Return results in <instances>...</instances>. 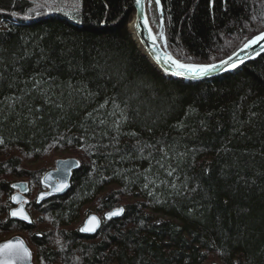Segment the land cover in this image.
Here are the masks:
<instances>
[{"label": "trees", "instance_id": "obj_1", "mask_svg": "<svg viewBox=\"0 0 264 264\" xmlns=\"http://www.w3.org/2000/svg\"><path fill=\"white\" fill-rule=\"evenodd\" d=\"M80 2L71 23L0 0V199L26 180L27 211L46 217L34 228L0 201V240L20 233L36 264H264V52L177 81L132 42V0ZM159 2L153 21L185 64L221 60L264 27V0ZM62 154L80 163L69 191L36 204ZM116 206L96 236L80 232Z\"/></svg>", "mask_w": 264, "mask_h": 264}, {"label": "water", "instance_id": "obj_2", "mask_svg": "<svg viewBox=\"0 0 264 264\" xmlns=\"http://www.w3.org/2000/svg\"><path fill=\"white\" fill-rule=\"evenodd\" d=\"M132 2H133L134 13H135L134 15L135 20H134L133 27L135 29V36L138 39V42L143 49L142 54H143V51H145L146 55H148V57H150V59L152 60V63H151L149 58H147V56L143 54L145 58L148 60V62L161 75L166 76L168 78L175 79V80L177 79L178 81H182V82H200V81H203V80H206V79H209V78L221 75V74L235 72L241 67L242 64L246 63L247 61L259 55L260 53L264 52V40H261L255 44H252L250 42L249 44L242 47L234 54L228 56L227 58L221 60L218 63L212 64V65H216L217 67L214 68L210 73L204 76L197 77V76H193L190 73H185L184 75H178L177 73L183 70L178 69L175 66V64L172 63V60H175L180 64H184V63L175 59L169 53L167 49L163 51L160 48L159 42L157 41V39L152 33L151 25L148 21V15H146L147 6H146L145 0H141V3L139 5L136 3V0H132ZM261 34L257 35L255 39L259 37ZM250 44L251 46H249ZM169 57H171V59H169ZM185 65H189V64H185ZM208 66H211V65H208ZM78 165H79V162L74 157L57 159L55 161L54 168L44 173V175L41 178V184L47 187L48 189L39 195L37 202H40L42 199H46L50 195L64 194L69 189V186H70L71 172L72 170L76 169ZM14 185L16 186L18 190L14 192L12 197L13 196L17 197L19 202L18 203L13 202V200L11 199L12 203L15 204V207H12L10 209L9 217L13 220L21 221L23 223H29L28 221L19 219L18 217L10 216L11 211L23 208L24 212L27 214L29 219H31L24 205L25 197L23 196V193L27 192V189H28L27 183L24 181H21V182L12 184V186ZM119 209H122V208H119ZM115 210L117 209H113L112 212H114ZM108 215L109 214L107 213L104 215V217L108 218ZM118 216H112V217L116 218ZM91 217L97 218V220L99 221V226L96 227L95 231H82L83 233L89 234V235L94 234L100 227V219L98 215L91 213L84 219L83 224L80 228V231L86 226H90L88 225V221L90 220ZM17 240H22L24 242V245L27 247L25 240L20 235H15L7 240L0 241V245H3L9 241L15 242ZM27 249L31 253V259L30 261H27L26 264H34L32 262V252L28 247Z\"/></svg>", "mask_w": 264, "mask_h": 264}, {"label": "bare ground", "instance_id": "obj_3", "mask_svg": "<svg viewBox=\"0 0 264 264\" xmlns=\"http://www.w3.org/2000/svg\"><path fill=\"white\" fill-rule=\"evenodd\" d=\"M30 1V0H29ZM33 2H34V4H36V5H34V6H31L30 7V9H29V13L31 14V15H33V13H36V12H38L39 11V9H45L46 10V12L47 13H49L50 15L51 14H60L61 16H64L65 18H66V20H68V21H70L71 23H75L74 21H76L77 23H78V19H77V13L79 12V9H80V0H33ZM145 2H146V6H147V14L146 15H148V21H149V23H150V19L153 21V17H152V13H151V9H150V6H149V4H148V2H147V0H145ZM154 2H155V4H156V7H157V9H159V11L161 12V19H163L162 18V9H161V5H160V2H159V5H157V3H156V0H154ZM27 11H24L22 14L24 15V16H26V17H30L31 15L29 14ZM254 13H255V15H256V18H257V20H261L260 22H262V25H264V8H263V10L261 9V12L259 11V10H256V11H254ZM257 13H259L260 15L258 16L257 15ZM21 13H20V15L22 16V17H24L23 15H22ZM135 13H134V10H133V14H132V17L130 18V20L128 21V24H126V29H127V31H128V34L130 35V38H131V40H132V42L134 43V45H135V47L139 50V52L142 54V47H141V45L139 44V42H138V39L136 38V36H135V29H134V27H133V24H134V20H135ZM26 17H24L25 19H26ZM150 17V18H149ZM154 22V21H153ZM150 25H151V23H150ZM157 25V24H156ZM159 27H160V29H161V36L163 37V39H161V43L159 42V40L157 39V41L159 42V44H160V48L164 51L165 49H167L168 51H169V49H168V47H167V42H166V36H165V31H164V26H163V24H159L158 25ZM151 29H152V27H151ZM152 33H153V35L155 36V34H154V32H153V29H152ZM261 33H264V27L262 26L261 27V29L260 30H258V31H256L255 33H253L252 35H250L243 43H242V45L241 46H239L236 50H234L230 55H232V54H234L235 52H237L239 49H241L242 47H244V46H246L247 44H249L250 42H252L254 39H255V37L257 36V35H259V34H261ZM230 43H232L231 41H229L228 42V44H230ZM169 53H170V51H169ZM263 53V52H262ZM262 53H260V54H262ZM143 54H145L146 55V53H145V51H143ZM142 54V55H143ZM171 54V53H170ZM259 54V55H260ZM230 55H228V56H230ZM259 55H257L256 57H258ZM144 56V55H143ZM147 56V58H149V60L151 61V63H152V60L150 59V57H148V55H146ZM228 56H226L225 58H227ZM145 57V56H144ZM256 57H254V58H256ZM225 58H223V59H225ZM253 58V59H254ZM223 59H221V60H223ZM221 60H218V61H214V62H209V63H198V64H189V65H196V66H204V65H212V64H215V63H218V62H220ZM252 60V59H251ZM148 61V60H147ZM250 61V60H249ZM248 62V61H247ZM185 64V63H184ZM243 65V64H242ZM241 65V66H242ZM153 67V66H152ZM154 68V67H153ZM155 69V68H154ZM222 75V74H221ZM219 76V75H218ZM164 77H166V76H164ZM216 77V76H215ZM210 79V78H209ZM177 80V79H176ZM178 81V80H177ZM78 160V159H77ZM56 161V160H55ZM79 162V161H78ZM54 165H55V163H54ZM80 166V163H79V165H78V167ZM77 167V168H78ZM54 168V166L53 167H51L50 169H48V170H46V171H44L43 173H42V175H41V177H40V183H41V178H42V176L44 175V173H46L47 171H49V170H51V169H53ZM76 168V169H77ZM75 170V169H74ZM74 170H72V172L74 171ZM72 172H71V175H72ZM21 181H24V182H26L27 183V192L26 193H23V196L25 197V200H24V205H25V209H26V205H27V203H28V201H29V199H28V192H29V183H28V181H26V180H21V179H15L14 181H12L11 183H10V188H11V190L9 191V192H6L4 195H3V197L0 199V201L2 202V203H4L5 205H6V207H8L7 208V215L9 216V211H10V209L12 208V207H15V204H13L12 203V201H11V198H12V195L14 194V192H16L18 189L16 188V187H13L12 186V184L13 183H17V182H21ZM70 185H71V177H70ZM48 188L47 187H45V186H43V188H40L38 191H35V192H33V199H34V202L36 203V204H39V203H41V202H44V201H46V200H48L49 198H51V197H53V196H61V195H50V196H48L46 199H42L40 202H37V199H38V197H39V195L42 193V192H44L45 190H47ZM69 189H70V186H69ZM69 189L65 192V193H67L68 191H69ZM64 193V194H65ZM64 194H62V195H64ZM119 208H122L123 209V207L122 206H116V207H113L112 209H109V210H107V211H105L104 213H103V215L102 216H100L99 214H98V217H99V219H100V227H101V224H102V221L103 220H109V218H105L104 217V215L105 214H109V213H111L112 212V210L113 209H119ZM26 211H27V209H26ZM28 212V211H27ZM123 213V212H122ZM28 214H29V216H30V223H25L26 225H33V227L34 226H36V227H34V228H37V229H39V228H43L44 227V224H40V218H41V221H42V223H43V221H45V216H41V217H37L36 215L33 217V216H31V214L28 212ZM89 214H91V213H89ZM88 214V215H89ZM94 214V213H93ZM87 215V216H88ZM97 215V214H96ZM122 215V214H121ZM120 215V216H121ZM86 216V217H87ZM120 216H118V217H120ZM85 217V218H86ZM118 217H116V218H118ZM10 218V217H9ZM84 218V219H85ZM11 219V218H10ZM84 219H83V221H84ZM111 219H115V218H113V217H111ZM83 221H81V224H80V228H81V226H82V224H83ZM100 227H99V229H100ZM50 228H52V230H55V229H57L58 227H54V226H51ZM99 229L94 233V234H91V235H89V234H85V233H83L82 231H80L84 236H89V237H93V236H96L97 234H98V232H99ZM57 234H58V232H57ZM15 235H20V233H15V234H13V235H11V236H9V237H5L4 239H2V240H0V241H4V240H7V239H9V238H11V237H13V236H15ZM21 236V235H20ZM24 239V238H23ZM25 240V239H24ZM25 242H26V240H25ZM26 244H27V242H26ZM27 247L30 249V247L28 246V244H27ZM31 250V249H30ZM32 252V251H31ZM33 262V261H32ZM34 263V262H33ZM46 264V263H45ZM213 264V263H212ZM215 264H217V263H215Z\"/></svg>", "mask_w": 264, "mask_h": 264}, {"label": "snow or ice", "instance_id": "obj_4", "mask_svg": "<svg viewBox=\"0 0 264 264\" xmlns=\"http://www.w3.org/2000/svg\"><path fill=\"white\" fill-rule=\"evenodd\" d=\"M136 3L139 5L141 3V0H136ZM156 3L157 5H159V0H156ZM261 40H264V33H262L251 43L255 44ZM249 46H251V44ZM169 59H171V57H169ZM172 63L175 64V66L178 69L183 70L181 72H178L177 73L178 75H184L185 73H190L193 76H197V77L204 76L217 67L216 65H211V66L185 65V64H180L175 60H172ZM0 143H2V141H0ZM169 175H171V173H169ZM13 187L16 186L14 185ZM11 199L13 200V202H17V203L19 202L18 198L15 196H13ZM122 211L123 209H117L114 212L109 213L108 218L111 219L112 216H118L122 213ZM10 216L18 217L19 219L28 221L29 223L31 222L27 214L24 212L23 208L11 211ZM88 225L90 226H86L85 228L81 229V231H95L96 227L99 226V221L97 220L96 217H91L90 220L88 221ZM30 259H31V253L24 245V242L22 240H17L15 242L9 241L3 245H0V264H26V262L30 261Z\"/></svg>", "mask_w": 264, "mask_h": 264}, {"label": "rangeland", "instance_id": "obj_5", "mask_svg": "<svg viewBox=\"0 0 264 264\" xmlns=\"http://www.w3.org/2000/svg\"><path fill=\"white\" fill-rule=\"evenodd\" d=\"M33 1V0H32ZM252 2H256V0H252ZM150 3H151V0H150ZM261 4H263V3H261ZM36 5V4H35ZM37 6V5H36ZM150 18V17H149ZM150 23H151V27H152V29H153V32H154V34H155V37L159 40V42L161 43V39H163V37L161 36V29H160V27L158 26V25H156V23L155 22H153L151 19H150ZM128 24V23H127ZM69 157H74V156H72L71 154H62L61 155V157H59L58 159H60V158H69ZM74 158H76V157H74ZM77 159V158H76ZM56 160H57V158H56ZM54 163H55V160L53 161V164L52 165H54ZM53 167V166H52ZM91 213H94V214H97L98 215V213H96V212H91ZM16 232H14V231H10V233L7 235L8 237L9 236H11V235H13V234H15ZM32 261L34 262V264H36V261L33 259V256H32ZM212 263H217L216 261H207V263L206 264H212ZM218 264V263H217Z\"/></svg>", "mask_w": 264, "mask_h": 264}]
</instances>
